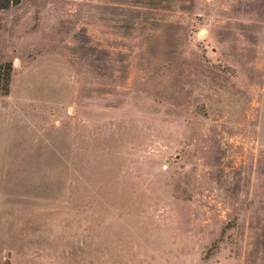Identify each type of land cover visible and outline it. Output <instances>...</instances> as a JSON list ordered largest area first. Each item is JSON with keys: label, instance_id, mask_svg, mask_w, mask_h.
<instances>
[{"label": "rangeland", "instance_id": "374dc122", "mask_svg": "<svg viewBox=\"0 0 264 264\" xmlns=\"http://www.w3.org/2000/svg\"><path fill=\"white\" fill-rule=\"evenodd\" d=\"M0 264H264V0L0 10Z\"/></svg>", "mask_w": 264, "mask_h": 264}, {"label": "trees", "instance_id": "16d2710c", "mask_svg": "<svg viewBox=\"0 0 264 264\" xmlns=\"http://www.w3.org/2000/svg\"><path fill=\"white\" fill-rule=\"evenodd\" d=\"M19 0H0V10L6 9L9 6L16 5Z\"/></svg>", "mask_w": 264, "mask_h": 264}]
</instances>
